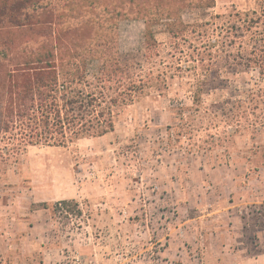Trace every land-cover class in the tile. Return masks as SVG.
Wrapping results in <instances>:
<instances>
[{"label": "rangeland", "instance_id": "rangeland-1", "mask_svg": "<svg viewBox=\"0 0 264 264\" xmlns=\"http://www.w3.org/2000/svg\"><path fill=\"white\" fill-rule=\"evenodd\" d=\"M7 1L42 13L48 41L109 43L93 56H152L154 69L172 68L165 89L114 108L112 132L0 163V264H264V74L229 48L198 68L209 73L198 106L192 63L169 55L168 34L260 12L264 0H144L149 14L171 7L169 20L150 24L153 55L144 20L122 0ZM185 39L189 57L198 43Z\"/></svg>", "mask_w": 264, "mask_h": 264}, {"label": "trees", "instance_id": "trees-1", "mask_svg": "<svg viewBox=\"0 0 264 264\" xmlns=\"http://www.w3.org/2000/svg\"><path fill=\"white\" fill-rule=\"evenodd\" d=\"M97 1L69 0L76 7ZM122 1L128 6L127 16L135 14L144 20L145 37L149 39L146 49L153 55L158 44L152 39L150 24L154 18L169 20L170 5L149 14L152 8L144 0ZM111 2L112 6L116 4L115 0ZM162 5L160 2L159 7ZM25 8L17 1L0 6V143L3 144L0 163H15L28 147L64 146L82 138L102 137L113 131L114 108L130 104L150 89L160 92L166 88V69L172 67L163 71L154 69L152 56L143 60L132 53L115 52L108 59L93 56L97 50H106L109 43H67L60 38L48 41L39 25L42 13L34 9L25 13ZM215 19L222 23L195 26L181 23L168 31L169 55L178 54L179 63L188 58L192 63L196 77L191 98L198 106L204 77L209 74L198 73V68L208 71L215 58L229 56V48L237 51L234 62L258 67L264 74V8L260 12L234 13ZM185 35L198 43V47H190L194 50L187 58L182 48L187 43ZM145 64L149 66L147 69Z\"/></svg>", "mask_w": 264, "mask_h": 264}, {"label": "crops", "instance_id": "crops-1", "mask_svg": "<svg viewBox=\"0 0 264 264\" xmlns=\"http://www.w3.org/2000/svg\"><path fill=\"white\" fill-rule=\"evenodd\" d=\"M10 234V233H9Z\"/></svg>", "mask_w": 264, "mask_h": 264}]
</instances>
